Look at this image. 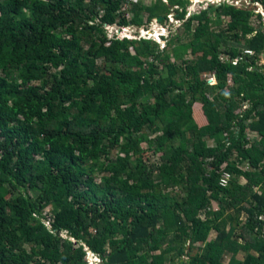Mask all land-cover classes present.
I'll return each instance as SVG.
<instances>
[{"label": "trees", "instance_id": "trees-1", "mask_svg": "<svg viewBox=\"0 0 264 264\" xmlns=\"http://www.w3.org/2000/svg\"><path fill=\"white\" fill-rule=\"evenodd\" d=\"M187 4L0 0V264H87L85 247L106 264H167L188 243L203 244L190 264H264L263 22L211 5L186 22L176 62L105 29L162 23L172 7L182 21Z\"/></svg>", "mask_w": 264, "mask_h": 264}, {"label": "rangeland", "instance_id": "rangeland-1", "mask_svg": "<svg viewBox=\"0 0 264 264\" xmlns=\"http://www.w3.org/2000/svg\"><path fill=\"white\" fill-rule=\"evenodd\" d=\"M139 1H143L145 2V4H151L152 2H155L157 0H130V2H135V3ZM223 3L228 4L230 6L240 8V9H248L250 11H253L254 15H252L250 19L251 24L257 28L260 22L262 21L264 25V18L260 17V15L255 14L256 7H255V4L252 2V0H188V4L186 6V17L182 21L177 19L176 7H172V10L170 14L168 15V19L162 23L160 22L161 20L159 19H153L150 23H147L146 25H143V26H127V27L120 28L114 25V26H105V29L107 30L109 38H114V37H117L119 39L127 38L130 40H136V41L143 39V38L157 40L158 42H160L163 48H166L164 50L166 53H168V55H170L171 61L176 62L177 59H176L175 53L182 54L183 50L180 48V46L187 43L191 39V36L193 34V32L191 31L189 35L190 38H189L188 37L189 33L186 31V28H185V24L189 20V18L192 17L193 15L200 14L202 10L206 8H210L211 5H219ZM129 5L130 4L128 2L125 3L122 9V12L127 15L128 19H131L133 14L131 12V6ZM210 16L215 20V23L212 24V27L214 29L218 28V25H219L218 21L223 25V27H226L230 20L227 17H222L218 19L217 14L216 12H214V10L210 12ZM193 24L196 25L197 24L196 21H194ZM165 36H166V38H164L165 40H162V37H165ZM167 40L168 41L170 40L171 43L169 46L166 47L165 42ZM244 42H245L244 40H240L241 44H244ZM222 57L223 59L229 61L227 56H222ZM259 58L260 60L258 62V66L263 68L264 67V53H262ZM99 64L101 65V61H99ZM157 65H158L160 72H162V75L166 76L167 71H166L165 61L163 60L159 61ZM106 71H109V69H106ZM209 82H210V85L215 84V81H209ZM230 83H232V79L229 80V84ZM231 85L233 86V84ZM234 87L237 88L238 85L234 84ZM149 102L152 103L153 99L150 96H147L142 100V103L139 105L142 106L143 103H149ZM209 144H210L209 146L215 145L214 143L212 144L209 143ZM143 146L147 150V152L144 153L143 157L148 163L155 162L159 159L160 154L156 155L152 153L151 151H149L147 144H144ZM232 159L235 160L236 157L232 156ZM228 166L229 164L228 165L225 164L223 166V169L225 170L226 168H228ZM239 166L244 170L251 169L250 165L247 162H243V164L240 163ZM97 181L99 182V177ZM241 182L246 183L244 178L241 179ZM258 191L264 193V189L262 188H258ZM170 192H171V196H176L177 199H181L185 196L182 192H176V191H170ZM212 208L217 209L215 205H213ZM49 209L50 208H48V210ZM237 217L241 221H243L245 218V214L241 211L236 212L235 218ZM213 234H216V232L215 231L211 232L209 236L210 241L214 240ZM194 246L195 247L193 248L191 247L189 248L190 254L192 256L195 255L196 253L199 254L201 252L203 248V244H197ZM179 254L180 253L178 249L174 253L168 255L167 264H177L180 258ZM230 258H231V255H228L224 263L227 264ZM243 259H244V252H240L239 255L237 256V260L242 261Z\"/></svg>", "mask_w": 264, "mask_h": 264}, {"label": "clouds", "instance_id": "clouds-1", "mask_svg": "<svg viewBox=\"0 0 264 264\" xmlns=\"http://www.w3.org/2000/svg\"><path fill=\"white\" fill-rule=\"evenodd\" d=\"M257 3H259V2H257ZM254 4H255V7L257 9L258 7L256 5V2ZM259 4L262 5L261 3H259ZM262 7L264 8L263 5H262ZM255 14L256 15H260L262 18H264V16L262 14H257L256 11H255ZM164 38H166V36L162 37V40H165ZM189 248H190V245L188 243L187 244V251H186L187 253H186V255L182 256V258H179V262L177 264H179L180 262L182 264H190V249ZM85 251H86V262H87V264H106V262L102 258V256H100L99 254L94 253L88 247H85Z\"/></svg>", "mask_w": 264, "mask_h": 264}, {"label": "built area", "instance_id": "built-area-1", "mask_svg": "<svg viewBox=\"0 0 264 264\" xmlns=\"http://www.w3.org/2000/svg\"><path fill=\"white\" fill-rule=\"evenodd\" d=\"M256 5H257V7H258V8L256 9V13H257V14H262V15L264 16V8L262 7V5H260L259 3H256ZM245 54H246V55L253 56V55H254V52L251 51V50H246V51H245ZM241 59H242V56L240 57L239 61H240ZM237 62H238V60H235V61L233 62V64H237ZM210 81H213V79H210ZM249 108H250V103H249L248 101L244 102L242 108L240 109V113H241V112H243V113L246 112ZM248 139H249L250 141H253V140H254V138H253L252 136H249ZM229 179H230V175H229V174H225V175L221 178V180H220V185H221L222 187H226V186L229 184ZM260 219H264V217L261 216Z\"/></svg>", "mask_w": 264, "mask_h": 264}, {"label": "crops", "instance_id": "crops-1", "mask_svg": "<svg viewBox=\"0 0 264 264\" xmlns=\"http://www.w3.org/2000/svg\"><path fill=\"white\" fill-rule=\"evenodd\" d=\"M201 120H203V122L205 123V120H204L203 118H201ZM203 122H202V123H203ZM210 143L212 144L213 141H210ZM213 205H215V206L217 207V209L219 208V207H218V204H217L215 201L213 202L212 206H213ZM217 209H214V210H217ZM213 236H214V238H215V237L217 236V233H216V234H213ZM228 262H229V261H228Z\"/></svg>", "mask_w": 264, "mask_h": 264}, {"label": "water", "instance_id": "water-1", "mask_svg": "<svg viewBox=\"0 0 264 264\" xmlns=\"http://www.w3.org/2000/svg\"><path fill=\"white\" fill-rule=\"evenodd\" d=\"M159 20H161V18H159Z\"/></svg>", "mask_w": 264, "mask_h": 264}]
</instances>
